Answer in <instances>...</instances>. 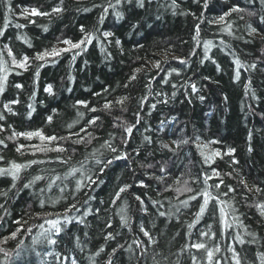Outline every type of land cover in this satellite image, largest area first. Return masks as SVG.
<instances>
[{
    "label": "trees",
    "instance_id": "16d2710c",
    "mask_svg": "<svg viewBox=\"0 0 264 264\" xmlns=\"http://www.w3.org/2000/svg\"><path fill=\"white\" fill-rule=\"evenodd\" d=\"M203 2L204 0L198 2L177 0L180 7L175 9V14L171 7L172 0H151L144 9L135 4L124 3L116 7V10L124 13L123 19H117L109 9L101 23L100 15L103 8L93 5L107 6L108 3L115 4V0H64L63 6L66 11L51 17H32L36 23L31 24L19 16L20 9L37 7L41 11H50L59 0H11L15 10L12 14L7 12L5 0H0V28L4 29V35L0 36V50L7 44L17 58L23 54L32 57L35 52L50 49L54 45L59 48L62 43L57 42L58 38L77 41L81 37V25L86 31L93 32L99 37L87 45L86 50L76 55L75 59H72V53H66L55 62L40 67L39 76L35 77V80L34 73L40 63L38 61H33L27 71L11 72L5 91L0 94V112H5L3 104L13 99H18L19 103L12 105L15 115L5 112L6 121L0 122L4 123L5 129L11 125L17 132L43 129L45 134L67 135L69 123L78 120L79 123L74 125L71 131H79L80 127L93 116L100 117L96 125L88 128L96 139L86 145L66 144L65 146L69 147L68 153L52 152L46 155L37 153L33 156L31 150L26 149L22 150L24 154L21 155L15 150L18 144L39 143L37 139L28 141L23 137L16 141L5 140L7 147L0 145V155L4 157V160L0 161V167H8L12 161L18 163L32 159L46 161L22 171L16 188L9 193L6 207L10 215L5 221L0 222V239L15 230L17 225L12 221L21 216L31 226L42 222L35 218V213L45 211L63 213L68 203L78 201L79 213L71 211L69 215L72 217L82 216L85 211L92 209L89 215L84 217V224L73 220L72 223L63 226V232L58 237V245L37 247L36 251L41 253L39 256L15 254L20 250L17 244L21 241L23 242L21 248L31 244V236L28 234H21L18 239H10L6 244L0 243V247L9 254V258L5 260L3 253H0V264H58L54 256L45 255L46 252L75 256L78 264H92V259L95 260V264H107L108 253L117 244L124 245V250L118 251L112 257L114 264H154L153 256L161 264H176L177 261L179 264H192V255H197L201 264H206L203 251L180 250L186 243L205 239L198 237V233L207 231V225H211L212 231L217 234L213 240L208 241V244L220 245L221 252L216 254V259H220L222 264H231V253L227 250L230 244L241 253L246 262L254 259L253 254L257 250L264 251V219L258 216L256 208L248 206L253 203L257 194L255 191L248 194L246 203L244 189L238 186L239 177L236 176L238 171L247 180L250 188L253 184L264 188V51H262L264 23L256 16H249L247 12L233 13L231 17L226 18L227 23L232 24V34H229L223 30L224 25L207 22L234 4H239L242 8L248 7V11L261 13H264V7L259 4V0L253 6H249V0H208L207 8H204ZM182 12L196 15L195 17L191 14L183 15ZM201 13L203 22L196 18L200 17ZM240 16L244 18L240 19ZM5 17L8 18L6 28ZM17 23L26 27L16 28ZM196 23L201 25L200 35L193 39ZM249 24L256 27L260 33L254 39L248 34ZM44 26H47V31H44ZM104 31H110L114 36L104 38L102 36ZM117 39L120 40V45L115 43ZM25 40L30 42L31 47ZM205 41L212 42V47L207 53L204 50ZM165 56L166 63L163 62ZM206 56L208 58H205ZM173 57L186 58L187 63L181 64ZM237 58L244 65L255 61L258 67L254 71H245L241 68L240 79L236 80L234 61ZM4 59L10 64L11 58L6 53ZM156 60L162 61V70L152 68V63ZM136 68H143V71L136 74L135 80L129 81ZM173 69L176 71L173 72ZM249 78L251 87L249 94H246L245 84ZM165 79L168 83L163 82ZM17 83L24 87L15 88L14 85ZM191 83L196 84L199 90L197 93L191 92ZM48 84L53 86L54 95L44 92ZM253 90L255 96L251 95ZM161 92L165 95H157ZM95 93L100 95H94ZM200 95L205 97L203 101L198 99ZM124 96L129 97L123 106L125 111H121V106L115 104L110 111L102 109L105 100L114 102ZM143 97L147 99L142 100ZM77 100L88 101L89 108L95 107L97 111L93 113L88 108L76 105ZM163 100H168V103L160 102ZM152 104L157 105L155 109L151 107ZM29 105L35 109L31 117L28 116ZM53 109H56V113L52 112ZM78 112L84 113L82 119ZM136 112L140 113L141 122L136 124L130 137L124 133L123 128L113 126L125 121L128 124H135ZM50 114L53 115V122L47 123L46 117ZM116 117L121 119L115 120ZM161 120L165 121L164 131L159 130ZM249 132L252 134L251 138ZM10 134V129L0 133V139H5ZM122 136L127 139V143L121 142ZM145 136L151 137V144L144 140ZM196 137L200 138L199 141H196ZM178 138H190V143L182 146L178 155L174 156L166 149H161V143H171ZM105 140L113 143L119 152H128L129 158L114 160L103 174H99V183L96 186L77 193L76 201L71 199L61 201L55 207L47 206L41 209L39 199L49 197L55 199L60 195L55 186L48 192L46 185L51 177L55 175L63 177L70 167H79L78 162L83 161L85 157H89L87 167L96 173L97 166L90 155L94 150H97L96 156L101 160L111 159L115 155L101 147ZM208 141L220 143L209 145L206 154L215 149L224 153L229 147L235 148L234 156L239 164L233 165L228 156H224L223 159L216 158L211 166L204 164L196 143ZM249 146L252 151L248 150ZM72 147L76 149L75 154L71 152ZM137 149L138 156L134 151ZM57 155H63L65 159L71 155L72 160L68 165H61L55 160ZM165 162L170 175L160 183L153 178V174L162 175L158 168ZM141 163H151L156 167L142 168ZM213 167L222 173L232 172L231 177L224 176L223 179L225 184H231L237 191L224 196L223 193L228 191L224 185H221L220 189L212 187L209 190L213 196H219L220 200L232 203L235 211L230 213L229 220L235 216L238 221L247 225L249 232L256 233L258 244L240 245L233 240L237 233L243 235L246 240L250 239L238 223H233V227L226 234H221L219 205L216 201L210 202L209 213L205 214L193 229H188L187 225L195 219L202 197L190 201L188 208H184L179 201L196 192H202L214 183H219V179L215 177L209 179L207 185L203 183L204 175H211ZM181 173L185 174L183 179L188 180V186L194 191L184 194L171 189L164 191L167 185H172L173 189L176 187L173 181ZM36 175H43L46 179L37 182L31 188H24L23 185ZM141 179L148 187L139 186ZM10 183V178L0 177V189H7ZM65 183L68 184L69 190L74 187L72 177ZM57 184H60V181H57ZM123 184H131L132 187L122 194L115 205L111 204L114 192ZM41 188L45 189L43 195L39 191ZM136 195H140L144 200L148 208L147 213L141 210L140 203L135 200ZM258 199L264 200V196ZM85 201L88 203L85 204ZM151 201H160L163 206L160 204L153 206ZM4 202L5 198L0 197V203ZM122 207L127 209L128 226H122L120 223L118 213ZM177 208L180 209L179 212H176ZM96 209L100 210L99 213L95 211ZM157 209L175 215L160 217ZM0 215H4L2 210ZM107 222L112 224L110 229L105 226ZM141 223L158 241L156 245H148V251L143 257L140 256V249L133 243L136 240L147 242V238L139 231ZM37 231L38 229H33L32 235ZM108 231L118 233L115 240L105 241L104 236ZM189 231L193 234L191 238L187 235ZM74 237H79L83 252L76 246ZM129 245L132 246L131 250L128 249ZM101 246L105 248L104 253L94 256ZM165 256L167 260L163 259Z\"/></svg>",
    "mask_w": 264,
    "mask_h": 264
},
{
    "label": "snow or ice",
    "instance_id": "6c2138e0",
    "mask_svg": "<svg viewBox=\"0 0 264 264\" xmlns=\"http://www.w3.org/2000/svg\"><path fill=\"white\" fill-rule=\"evenodd\" d=\"M198 2V0H197ZM257 0H249V6L255 5ZM127 3L128 5H133L144 9L148 4L151 3V0H115V4L113 3H108L107 6H100V5H93V7H102L103 10L100 15V22H103L104 17L108 14L109 9H111L117 19H123L124 18V13L122 11L116 10L117 5H121ZM6 4V9L9 14H12L15 10L12 7L11 0H5ZM259 4L264 7V0H259ZM64 0H59V3L51 8L50 11H41L37 7H24L19 10V16L27 20L31 24H35L36 21L32 19V17H51L53 15H60L66 9L64 8ZM204 8L208 7V0H204L203 2ZM171 7L173 8V14H175V9H178L180 5L177 3V0H172V5ZM84 11H88V9H84ZM247 12L249 16H256L258 17L259 21L261 23H264V13L258 12V11H248V7H240L239 4H234L231 7L228 8L227 11H224L222 14H220L218 17L208 20L207 22L209 24H215V25H224V31H227L229 34H232V24L227 23L226 18L231 17L233 13H244ZM181 14L183 15H188L191 14L195 17V13H188V12H182ZM198 20L203 22V13H201L200 17H196ZM243 16H240V19H243ZM8 18L5 17V25L4 28L8 26L7 22ZM26 25L17 23L16 28H24ZM135 27V25H133ZM200 29L201 25L200 23H196L194 26L195 30V36L193 39H196L200 35ZM47 26H44V31H47ZM98 31V30H97ZM80 32H81V37L77 41H73L72 39H60L58 38L57 42L62 43L66 45V47L58 48L55 45L52 46L50 49L45 48L41 51L35 52V54L30 57L27 54L21 55L19 58L13 53V50L11 47H9L7 44L4 45V49L0 50V94H2L5 91V86L8 81V76L11 72L17 71V70H22V71H27L31 66L33 61H38L40 62L37 65L36 72L34 73V80L35 77L39 76V68L43 67L45 64L49 62H55L56 59H58L62 54L66 53H72V59H75L76 55H79L81 51L86 50V46L89 44L93 43V40L96 39L98 40L99 37L95 36L93 32H89L85 30V27L83 25L80 26ZM248 34L249 36L254 39L255 36L260 35L258 32V29L256 27H253L251 24L248 25ZM4 35V29L0 28V36ZM102 36L104 38L108 37H113L114 33L110 31H104L102 32ZM22 38V37H18ZM251 42V41H249ZM262 42H264V36H262ZM25 43L29 44V47H31V44L28 40H25ZM115 43L117 45H120V40H116ZM212 47V42L211 41H205L204 42V50L205 53H207L210 48ZM264 51V49H262ZM8 56L11 58L10 64L9 61L4 59V55ZM194 54V53H193ZM174 59H178L181 64H186L187 59H180L178 57H173ZM205 58H208L207 56ZM164 63L167 62V57L165 56ZM161 60H156L154 63H152V68L154 69H161ZM234 64L236 65L235 68V75L234 79L239 80L241 76L240 69L243 68L245 71H254L257 69L258 65L257 62H252L249 65H244L241 63V61L237 58L234 61ZM162 70V69H161ZM143 71V68H136L133 75L129 77V81L135 80L136 79V74L140 73ZM173 72L176 70L173 69ZM154 79V77H153ZM164 83H168V80H164ZM15 88L17 89H22L24 86L22 84H15ZM127 87V85H125ZM175 88V85H173ZM251 87V79L249 78L248 83L245 84V92L246 94H249V90ZM190 89L192 93H197L199 90L196 86L195 83L190 84ZM106 91V90H105ZM44 92L48 93L49 95H54L53 93V86L51 84H48L44 88ZM33 97L35 96V93L33 92ZM94 95L99 96L100 93H95ZM157 95L163 96L165 95L163 92L158 93ZM251 95L255 96V91H251ZM173 96H175V93H173ZM129 99V97L124 96L120 97L116 101H109L105 100V102L102 105L103 110L110 111L112 107L115 105L121 106V111H125L126 109L123 107L125 102ZM143 99H147V97H143ZM198 99L203 101L205 97L203 95L198 96ZM226 99V98H225ZM162 103H168V100H163L160 101ZM19 100L18 99H13L9 101L8 103L3 104V109L5 112L9 114L15 115L13 112V107L12 105L18 104ZM76 105L83 106L85 108H88L90 112H96L97 109L95 107L89 108L88 106V101L85 100H77ZM156 104H152L151 107L153 109L156 108ZM30 111L28 112V116L31 117L32 112L35 111L34 107L32 105L28 106ZM75 107V106H74ZM5 112H0V122L6 121V116ZM53 113H56V109L52 110ZM78 116L82 119L84 116V113L78 112ZM134 116L136 117V123L135 124H128L126 121L116 125L114 124V127H121L123 128L124 133L127 134V136H131L133 133V129L136 127V124H139L141 122V117L140 113L136 112L134 113ZM100 117L99 116H93L91 119L87 121V123L83 126L80 127L79 131H71L73 129L74 125L78 124L79 121L75 120L72 123H69L67 125V128L69 129L67 135H57V134H45L43 129H35L31 131H22V132H17L14 128H12L11 125H8V129H5L4 123H0V133H3L7 130H11V134L8 135L5 139H0V145H3L4 147H7V144L5 143V140L8 141H16L19 137H23L28 141H32L33 139H37L39 143H32V144H18L16 147V152L20 153L21 155L24 154L22 150H31V154L35 156L37 153L40 154H48V153H58V154H64L69 152V147H66V144L69 145H81V144H89L92 142L93 139H96V137L93 136L91 132L88 131L89 126H94L97 124V121H99ZM120 117H116L115 120H120ZM175 119V118H173ZM46 122L47 123H52L53 122V115H48L46 117ZM165 121L161 120L160 122V131H164L165 128ZM147 130V129H146ZM83 133V135H82ZM111 135V134H110ZM251 132H249V138H251ZM114 140V137H112ZM199 137H196V141H199ZM144 140L151 144L152 139L150 136H145ZM121 142L122 143H127V139L122 136L121 137ZM195 143V141H192ZM190 143V138H178L174 139L171 141V143H161L160 147L161 149H166L167 151L171 152L174 156L178 155L180 149L182 146L187 145ZM220 141H208L206 143H196V147L200 152V156L203 159V163L207 165H212L216 158L223 159L224 156H228L231 159V163L233 165H238L239 161L235 159V148L229 147L226 152L222 153L220 150L215 149L210 152V154L205 153V149L209 147L211 144H219ZM102 148H106L108 151L111 153L115 154L112 156L111 159H105L101 160L96 156V151L94 150L93 153H91V157L94 160L95 165L97 166V172L93 173L90 171V169L87 167V162L89 157H85L83 161L78 162L79 167L72 166L70 169L64 174L63 177L60 175H55L54 177H51L50 182L47 183L46 188L48 192H51L53 189V186H55L60 195L57 196L55 199L49 197L47 199L41 198L39 199V206L41 209H44L47 206L55 207L57 204H59L61 201H69L70 199L73 201H76V195L79 192L84 191L85 189H91L94 186H96L99 183V174H103L105 170L112 165L114 160H127L129 158V153L124 151V152H119V149L117 147L113 146V143H111L109 140H105L104 143L101 145ZM249 151H252L251 146H249ZM75 147L71 148V152L75 154ZM136 152V155H139V150H134ZM119 153V154H117ZM4 157L3 155H0V161H3ZM56 162H58L61 165H68L70 161L72 160V156L69 155L67 159L63 155H57L55 157ZM46 161L44 160H37V159H32L29 160L25 163H18L15 161H12L8 167H0V177H5V178H10L11 183L7 189H0V197L5 198L4 203H0V210L3 211L4 215H0V222L5 221L6 217L10 215L8 212V209L6 207L7 203V198L9 196V193L16 188V183L18 180L21 178V173L22 171L27 170L30 168L32 165L35 164H43ZM159 163V162H158ZM167 162L164 164H160L158 171L162 174L160 176H155L153 174V178H155L158 182L163 183L170 175L169 168L166 166ZM140 167L142 168H148L152 169L155 168L156 165L154 164H140ZM54 171V170H53ZM234 171H236L234 169ZM184 173H181L179 176H176L173 183L176 185V187L173 189L172 185H167L164 188V191L168 190H174L175 192L179 194H184V193H192L194 190L188 186V180L183 179ZM233 175L232 172L229 173H222L221 171L217 170L216 168L211 169V175H204L203 183L205 185L208 184V180L212 179L213 177L219 179V183H214L213 185L208 186L205 188L202 192H196L193 195H190L187 197V199L179 201V203L184 207L188 208L190 201L197 200L198 197H202V202L199 205L198 211L195 213V219L192 221V223H189L187 225L188 229L191 230L193 229L202 219V217L209 213V204L212 201H216L219 205L218 207V213H219V222L221 224V234H226L229 229L233 227V223H238L241 228L244 229V231L247 233V236L250 237V239H245L243 235L240 233H237L234 237L233 240L240 244V245H255L259 243V240L257 239V235L254 232H249L247 225H244L242 221H238V219L235 216H232L231 221L229 220V215L231 212H234L235 209L232 205L231 202H227L224 200H220L219 196H213L211 191L209 190L210 188L214 187L215 189H220L221 185H224L228 191L224 192L223 195L227 196L229 193H235L237 191L236 188H234L231 184H225L223 177L224 176H229L231 177ZM236 176L239 177L238 179V186L244 189V199L245 202L247 203L248 199V194L252 193L253 191L256 192L257 197L254 198V201L252 204L248 205L249 207H254L257 209L258 216L261 219H264V200L258 199L260 196H264V188L260 187L258 184H253V186L250 188L248 186V182L246 179H244L241 174L236 171ZM69 177H72L74 180V187L72 189H68V184L65 183V181L68 180ZM46 179L45 176L43 175H36L34 176L28 183L24 184V188H31L34 184H36L39 181H44ZM197 180L199 178H196ZM57 181H60V184H57ZM139 186L140 187H148V185L145 184L144 180L141 179L139 181ZM132 187L131 184H123L122 186H118L117 190L113 194V198L111 200V204L115 205L117 201L121 199L122 194L126 193L130 188ZM41 195L45 193V189L41 188L40 190ZM89 199H94V197H89ZM150 199V198H149ZM135 200L138 201L141 205V210L145 213L148 212V208L144 203V200L140 195L135 196ZM77 203H68L67 206L64 208L63 213L60 212H38L35 213V218L41 220L42 222L33 224L31 226L28 225V221L24 219L23 216H21L19 219H16L12 221L17 227L15 228L14 231H10L8 236L3 237L0 239V243L6 244L8 240H16L18 239V236L21 234H28L31 236V244L21 248V243L17 244V248L20 249L17 251L15 254L17 256H21L24 254H35V255H41L40 252L36 251L37 247L40 246H55L58 245L59 240L58 237L60 234L63 232V226L70 224L73 222V220H78L80 224H84V217L88 216L89 213L92 211V209H88L85 211L82 216H76L72 217L69 215V213L73 210H75L77 213H79V209L77 208ZM88 201H85V204H87ZM102 203V201H101ZM151 204L153 206H156L158 204L163 206L160 201H151ZM97 213H99V209L95 210ZM180 209L177 208L176 212H179ZM119 218H120V223L122 226H128L129 223V217L127 216V209L126 207H122L119 210ZM157 214L160 217H170L175 215L174 213L171 212H164L160 211L157 209ZM214 214V213H212ZM27 215V213H25ZM179 219V217H176ZM106 228H111L112 224L111 222L106 223ZM33 229H38V231L35 233V235H32ZM207 231H200L198 233V237H203L205 239H196L192 241L190 244H185L184 247L180 250L181 252L187 250V249H195L197 252L203 251L205 254V260L206 264H222V261L220 259H216V254L221 252V247L220 245L214 244L212 246H209L208 241L213 240L216 237V232L212 231V226L207 225ZM139 231L142 233L144 237L147 238V242L143 240H136L133 243H135L136 247L140 249V256L143 257L146 255L148 251V245H156L158 241L151 235L150 231L146 230L143 223L140 224L139 226ZM87 235V233H85ZM117 234H114L112 231H108L107 234L104 236L105 241H110V240H115ZM188 237L191 238L193 235L191 231L187 233ZM76 241V246L79 248L81 252L84 251L83 247H80V240L79 237H74ZM132 246L129 245L128 249L131 250ZM124 250V245L117 244L116 247H113L111 249V252L108 253V260L107 264H114L112 257H114L118 251H123ZM231 253L230 261L231 264H264V251L257 250L253 256L254 259L248 260L247 262L245 259L241 256V253L237 251V249L232 246L231 244L229 245L227 249ZM105 248L104 246H101L93 255L94 256H99L101 253H104ZM0 253H3L4 259L7 260L9 258V254L7 251L4 250V248L0 247ZM45 255L49 256H54L55 260L58 262V264H64V262H68V264H78V259L75 256H64L59 252H46L44 253ZM91 259V258H90ZM164 260H167V257H163ZM192 264H201L199 261L197 255H192L191 256ZM153 261L154 264H161L159 260H156V257L153 256ZM92 264H95V260L92 259ZM176 264H179V261L176 262Z\"/></svg>",
    "mask_w": 264,
    "mask_h": 264
},
{
    "label": "rangeland",
    "instance_id": "374dc122",
    "mask_svg": "<svg viewBox=\"0 0 264 264\" xmlns=\"http://www.w3.org/2000/svg\"><path fill=\"white\" fill-rule=\"evenodd\" d=\"M62 47H66V45H64V44H60V45H59V48H62ZM204 151H207V149H205Z\"/></svg>",
    "mask_w": 264,
    "mask_h": 264
}]
</instances>
